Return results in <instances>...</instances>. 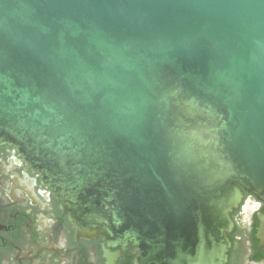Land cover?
<instances>
[{
  "label": "water",
  "instance_id": "95a60500",
  "mask_svg": "<svg viewBox=\"0 0 264 264\" xmlns=\"http://www.w3.org/2000/svg\"><path fill=\"white\" fill-rule=\"evenodd\" d=\"M0 144L106 253L224 264L264 204V0H0Z\"/></svg>",
  "mask_w": 264,
  "mask_h": 264
},
{
  "label": "flooded vegetation",
  "instance_id": "af4514ba",
  "mask_svg": "<svg viewBox=\"0 0 264 264\" xmlns=\"http://www.w3.org/2000/svg\"><path fill=\"white\" fill-rule=\"evenodd\" d=\"M232 209L224 264H264L256 238L264 204L243 190ZM135 249L106 253L101 236H77L54 190L13 145L0 144V264H134Z\"/></svg>",
  "mask_w": 264,
  "mask_h": 264
}]
</instances>
